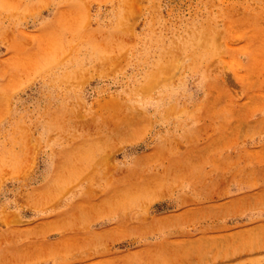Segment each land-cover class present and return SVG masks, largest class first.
Wrapping results in <instances>:
<instances>
[{
  "label": "rangeland",
  "instance_id": "obj_1",
  "mask_svg": "<svg viewBox=\"0 0 264 264\" xmlns=\"http://www.w3.org/2000/svg\"><path fill=\"white\" fill-rule=\"evenodd\" d=\"M0 264H264V0H0Z\"/></svg>",
  "mask_w": 264,
  "mask_h": 264
}]
</instances>
